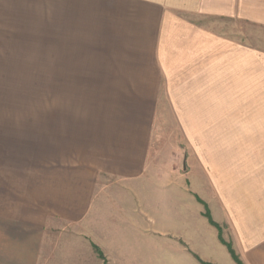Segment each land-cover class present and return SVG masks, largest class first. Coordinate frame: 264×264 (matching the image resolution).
Wrapping results in <instances>:
<instances>
[{"label": "crops", "instance_id": "1", "mask_svg": "<svg viewBox=\"0 0 264 264\" xmlns=\"http://www.w3.org/2000/svg\"><path fill=\"white\" fill-rule=\"evenodd\" d=\"M36 46L49 99L0 118V264H238L207 209L264 264V168L162 149L167 123L229 141L264 109V0H0V61Z\"/></svg>", "mask_w": 264, "mask_h": 264}, {"label": "rangeland", "instance_id": "2", "mask_svg": "<svg viewBox=\"0 0 264 264\" xmlns=\"http://www.w3.org/2000/svg\"><path fill=\"white\" fill-rule=\"evenodd\" d=\"M44 39L49 40V37ZM34 48L33 52L37 53L25 55L14 53L12 58L20 57L21 59L0 61V118L1 112L7 110V107H3L5 106L3 105L4 102H9L10 105L18 107L31 106L34 101L44 102L49 99V90L45 91V87H49L50 84V76L47 75L50 68L49 46H36ZM11 52L19 51L12 50ZM23 57H30L31 59H23ZM9 103L5 104L10 106ZM17 109H9L6 113H15ZM21 110L27 111L28 109L21 108ZM247 111H249L247 116L251 118L253 123L235 126L234 140L196 142L194 147L184 140L176 125L167 123L164 126L166 134L164 133L163 148H161L164 149V152L166 151L167 157H170L171 161L177 159L176 166L181 170L191 168L194 163L210 166L211 163L215 164V162H217V168H264L263 119L259 123V117L264 118V109L244 110V112ZM241 112L242 110H239V113ZM1 122L3 121L0 119ZM2 128L3 126L0 124V137L3 135ZM7 143L8 141L4 142L3 139H0V180L9 181L12 179L11 174L6 172L8 168L2 167L7 162L5 158L11 150ZM176 151V155L170 154ZM170 155H175L174 159ZM250 193L252 194V202L259 201V194L257 195L256 190L250 189ZM215 226L219 229L221 241L223 240L224 244H230L234 250L232 242L223 238L226 226L220 224ZM238 258L240 259L239 256ZM240 261L244 264L241 259Z\"/></svg>", "mask_w": 264, "mask_h": 264}, {"label": "trees", "instance_id": "3", "mask_svg": "<svg viewBox=\"0 0 264 264\" xmlns=\"http://www.w3.org/2000/svg\"><path fill=\"white\" fill-rule=\"evenodd\" d=\"M206 216L209 218V220H210V222H211L212 224L217 225V224L214 222V220L212 219L211 214H210V212H209L208 209L206 210ZM221 239H222V238H221ZM222 241H223V240H222ZM226 244H227V243H226ZM227 246H228V248H229V250H230V252H231L233 258L238 262V264H242V262L240 261V259L238 258V256H237L236 253L234 252V250L231 248L230 244H227Z\"/></svg>", "mask_w": 264, "mask_h": 264}]
</instances>
